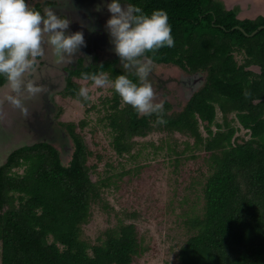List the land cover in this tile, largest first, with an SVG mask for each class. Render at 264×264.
<instances>
[{
  "label": "trees",
  "instance_id": "trees-1",
  "mask_svg": "<svg viewBox=\"0 0 264 264\" xmlns=\"http://www.w3.org/2000/svg\"><path fill=\"white\" fill-rule=\"evenodd\" d=\"M36 1L26 3L41 12ZM126 1L148 15L167 12L175 46L160 49L154 66L171 70L181 108L176 111L171 98L155 90L162 95L167 120L158 126L155 116L137 115L111 89L99 97L100 110L92 99L79 103L89 106L86 114L97 111L120 167L139 162L143 148L137 141L153 134L171 141L167 149L175 158L168 156L167 164L182 183L184 171L179 170L189 160L194 164L186 171L195 175L200 195L179 201V208L188 207L178 216L186 237L177 251L178 264H264V28L248 36L264 26V13L240 20L221 0ZM99 71L111 79L127 75L114 60L77 64L68 71L61 98L78 101L82 83L74 79ZM195 73H201L204 84L188 97L179 89L180 77ZM4 84L0 78V87ZM57 110L59 118L62 109ZM217 112L221 122L215 121ZM87 125V117L57 122L65 133L56 132L57 143L62 147L66 137L72 146L64 162L54 144L36 141L12 151L0 166V264H133L143 255L137 226L120 218L95 243L84 237L94 207L107 215L116 212L104 201L111 165L99 169L108 176L100 180L105 157L93 147L95 130L93 143L86 140ZM240 129L242 136L236 135ZM176 137L182 138L181 148ZM188 151L193 152L185 156ZM147 166L139 162L119 178H140Z\"/></svg>",
  "mask_w": 264,
  "mask_h": 264
},
{
  "label": "rangeland",
  "instance_id": "rangeland-1",
  "mask_svg": "<svg viewBox=\"0 0 264 264\" xmlns=\"http://www.w3.org/2000/svg\"><path fill=\"white\" fill-rule=\"evenodd\" d=\"M227 9H233L236 11L237 17L241 19H250L256 17L257 15H262L264 13V0H221ZM57 14L59 11L54 9ZM69 12V10H68ZM60 13V12H59ZM62 15L66 16L67 9H62ZM58 15V14H57ZM59 16V15H58ZM99 49V48H98ZM102 61L110 60L113 58V52L109 48H103L100 50ZM90 58V56H88ZM42 65H47L46 57L43 56ZM51 60L49 56L48 61ZM57 62V61H56ZM88 63V60L85 61ZM51 64V63H49ZM71 64V63H70ZM56 63L52 66V70L46 71L44 69V78L46 74L60 70ZM67 66V65H66ZM165 68H160L158 66L153 67V71L149 76L153 87L158 92L164 93L171 98L175 103V110H179V97L174 95L175 87H172L173 81L170 78L171 70ZM67 77V75H65ZM63 78V76H61ZM61 77H57V81ZM39 79V78H38ZM78 83L79 81L74 79ZM182 82L179 85L181 93L191 96L202 86H199L195 91L191 90L193 84L192 80L189 81L188 75H183L180 77ZM172 82V84H171ZM155 83V84H153ZM161 86V87H160ZM165 89H161L162 87ZM91 99L93 103H96L97 109H101V102L99 103L100 96L104 93H108L107 90L101 91L91 88ZM163 87V88H164ZM66 86L63 83H57L52 85V87L47 88L42 94H48L46 97L39 96L28 102L27 106L29 108L30 114L27 118L23 117L17 110H15V118L6 117L7 112L12 110L11 106L6 104L2 109H0V123L1 125L8 126L11 121L19 122L16 128H13V132L17 133V136L13 137L12 141L15 142L16 146L20 145H31L36 141H42V135L44 134L47 126L56 125L59 121H79L84 117H87L88 125L84 129L86 140L91 144L93 143V137L91 135V130H95L96 135L94 140L96 145H92L100 153L104 154L102 162L98 168L99 178L106 179L107 175L111 176L107 183H111L108 190L104 192V201L109 203L113 207L114 211L110 215L102 212L98 207L92 209V216L87 225L83 228V234L85 239L89 240L91 243H95L96 240L101 237V233L104 232L109 227L116 224L118 218L122 219L125 223H134L142 237V246L144 248V253L139 260L133 264H178L177 251L181 244L185 241V231L178 224L180 218L179 214L182 213V209L186 210V207L182 206L179 208V201L184 197L193 200V198L200 195V187L195 184V175L186 170L190 169L194 165L191 160L187 161V166L184 170L180 169L179 172H183L185 180L181 182V178H178L175 173H173V166L168 163L169 158H175L174 154L169 153L167 146L171 145L169 139H165L163 136L153 134L144 140L137 141V147L139 149L143 148L139 153L141 160L139 161L142 165H148L147 168L141 172L140 178L138 176H133L131 180H127L123 176L119 178V173L124 170H129L134 168L139 164L137 161L124 162L120 167L115 160L117 157L112 153L110 148V135L108 130L99 124V115L97 111H91L86 114V110L89 106H83L76 100H63L61 94L65 91ZM169 89V91H167ZM7 91L5 84L0 87V100L3 99L4 94ZM160 96H157V102L160 101ZM174 96V97H173ZM40 110L36 108V105L42 104ZM52 105L51 112L47 105ZM62 109V114L57 118L58 110ZM45 110V111H44ZM53 110V111H52ZM44 111V112H43ZM171 116L172 114L169 113ZM11 116V115H10ZM220 112H217L215 121H220ZM234 126H237L235 124ZM214 129V127H212ZM61 132L65 134L60 128ZM244 130L240 129L239 133L236 135H244ZM51 137V136H50ZM48 135H44L43 141L49 139ZM53 137V136H52ZM247 137V136H246ZM54 140L47 141L54 144L59 149L62 157V161H66L70 156V151L72 146L69 142L63 138L62 147H60L59 140L56 135ZM182 146V138L176 137ZM153 147H159L156 153L153 152ZM178 150L180 151L181 149ZM193 151H188L185 156L189 155ZM107 155V157H106ZM184 156V157H185ZM3 157V156H1ZM4 158V157H3ZM0 158V163L3 160ZM109 164L110 169L107 171V175L102 171L103 165ZM100 169V170H99ZM170 172V173H169ZM194 175V176H193ZM193 176V178H190ZM93 180H96V176H92ZM178 180L179 185H176ZM193 183V186L191 187ZM176 185V186H175ZM177 187V188H175ZM191 202V201H190ZM201 202V200H200ZM124 212L128 215L134 214L135 216H126Z\"/></svg>",
  "mask_w": 264,
  "mask_h": 264
},
{
  "label": "clouds",
  "instance_id": "clouds-1",
  "mask_svg": "<svg viewBox=\"0 0 264 264\" xmlns=\"http://www.w3.org/2000/svg\"><path fill=\"white\" fill-rule=\"evenodd\" d=\"M107 11L110 18L105 28L127 75L111 79L106 71L81 73L78 102L91 100L90 82L91 88L114 91L137 115L155 116V125H166L164 101L157 102L149 76L159 50L175 46L167 12L154 10L148 15L133 4L122 5L120 0H111ZM70 24L68 18L58 16L51 8L41 14L26 0H0V78L7 89L0 103L10 105L25 118L29 116L28 102L46 91V86L30 78L38 58L45 55V45L58 63H71L79 49L86 46L82 32L68 33ZM245 96H251V92L246 91Z\"/></svg>",
  "mask_w": 264,
  "mask_h": 264
},
{
  "label": "flooded vegetation",
  "instance_id": "flooded-vegetation-1",
  "mask_svg": "<svg viewBox=\"0 0 264 264\" xmlns=\"http://www.w3.org/2000/svg\"><path fill=\"white\" fill-rule=\"evenodd\" d=\"M120 2L122 5L129 4L126 0H120ZM109 3H111V0H37L36 4L39 6L42 14H44L46 9L51 8L53 10L55 9L56 11H59L60 13L59 12L57 13L59 16L68 18L71 21L69 29L67 30L68 33L72 34L78 31L82 32L84 35L86 46L79 49V54H77L75 57L72 58V62L70 64V63L56 62L57 58L53 54L51 48L45 45L44 56L46 57V62L48 64L42 65L43 64L42 60L40 61V59H38V66L36 68V71L31 74L30 78L35 80L37 83L46 86L47 88L52 87V85L54 84L56 85L58 82L59 83L62 82L63 85L66 86L67 84L66 81L69 76L68 71L74 68L77 64L90 65V64H97V63H103L106 61L114 60L117 62L118 65H121L119 62V57L115 54L113 50V45L110 42V37L105 28L106 21L110 18V13L107 11V5ZM63 8H66L67 14L69 12L70 14L63 16L61 13ZM90 29H94V30L90 31ZM105 47L109 48L110 51L113 52L112 55L113 58L110 60L102 61L100 50ZM49 56H51V60L48 61ZM88 56H90L89 58L90 62L86 63L85 61H87ZM56 63H58L57 66L60 68V70H58L59 73L57 71H54L49 74H46L44 78L43 76L44 74H42L44 72V69H47L46 71H50L54 69L52 68V66H54ZM65 75H67V77ZM58 76L59 77L63 76V78L61 77L60 80L57 81ZM190 76L195 77V79L193 78L191 79L193 82L191 86V90L195 91L196 89L199 88L201 84L203 86L204 77L201 75V73H195L189 75L188 77ZM181 82L182 80H180V83ZM46 96H48V94L42 95V97H46ZM2 100L3 99H1L0 101ZM5 105L6 103H0V109H2ZM42 106L43 103L36 105V108L40 110V107ZM47 106L49 107V111L51 112L52 105L49 104ZM56 132L61 133V130L60 128H57L55 124L52 126H47L44 134L42 135L41 138L42 141L44 135H48V137L51 136L49 139H47V141L54 140L55 139L54 136L56 135Z\"/></svg>",
  "mask_w": 264,
  "mask_h": 264
},
{
  "label": "water",
  "instance_id": "water-1",
  "mask_svg": "<svg viewBox=\"0 0 264 264\" xmlns=\"http://www.w3.org/2000/svg\"><path fill=\"white\" fill-rule=\"evenodd\" d=\"M264 26H261V27H258L255 31H253L251 34H249L248 36H252L254 35L255 33H257L259 30L263 29ZM241 31L242 29L239 28ZM195 79L194 76H190L189 77V81L191 79ZM201 78V76H200ZM8 114H6V117H13L15 118V110L12 109L10 110V112L8 111L7 112ZM11 115V116H10ZM2 123H0V158H3V160L1 161L0 163V166L5 162V159L7 158V156L14 150H16L17 148L19 147H22V146H25L24 145H18L16 146L15 145V142H13L12 138L17 136V133H14L13 132V128H16V126L19 124V122H15V121H11L10 124H8V126H4V125H1ZM3 156V157H1Z\"/></svg>",
  "mask_w": 264,
  "mask_h": 264
}]
</instances>
